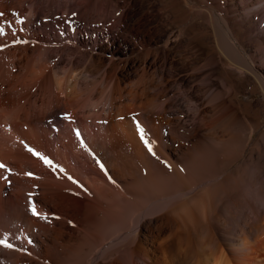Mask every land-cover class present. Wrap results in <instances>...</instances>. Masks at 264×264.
Here are the masks:
<instances>
[{"label":"bare ground","instance_id":"1","mask_svg":"<svg viewBox=\"0 0 264 264\" xmlns=\"http://www.w3.org/2000/svg\"><path fill=\"white\" fill-rule=\"evenodd\" d=\"M0 13V264H264V0Z\"/></svg>","mask_w":264,"mask_h":264},{"label":"snow or ice","instance_id":"2","mask_svg":"<svg viewBox=\"0 0 264 264\" xmlns=\"http://www.w3.org/2000/svg\"><path fill=\"white\" fill-rule=\"evenodd\" d=\"M2 15L3 14L0 13V16H2ZM20 22L22 23L23 21H20ZM0 34H3V28H0ZM16 43H27V41L17 40ZM64 118L65 119H69V117H67V116H65ZM136 130H137V132L139 134V137H140L141 141L145 144L146 147H148L149 152H152V147L150 146V142L146 139V133H145L144 129L139 125V123L136 124ZM76 136L79 139L80 134H79L78 131L76 132ZM81 146L83 147V142H81ZM25 147L27 148L28 152H30L33 156H35L39 160H41L46 167L52 169L53 171L59 170L60 172H63V169H58V166L51 159L47 158L46 156H44L40 152L32 149L31 147H28L27 145ZM100 167H101V170H103L104 166L102 164L100 165ZM0 169H3L5 172H10V170L7 169V167L4 164H2V163H0ZM27 175L31 176L32 174L31 173H27ZM3 179L7 181L8 180V176L7 175L3 176ZM68 179L72 180L73 183H77V181L73 180L72 177H70V176L68 177ZM31 196H32V194L29 193L28 204H29V211H30L31 215L33 217L38 218V219H47L46 216L41 215V213L37 210L38 206H37V204L32 202ZM14 238L15 239H19V237H14ZM27 243L31 244L32 241L31 240H27ZM0 247H2L4 249H9V250L16 249L18 251H26V249H18V248H16L15 245H13L11 242H9V239H8L7 235H5L2 238H0Z\"/></svg>","mask_w":264,"mask_h":264},{"label":"rangeland","instance_id":"3","mask_svg":"<svg viewBox=\"0 0 264 264\" xmlns=\"http://www.w3.org/2000/svg\"><path fill=\"white\" fill-rule=\"evenodd\" d=\"M74 15H76V16H74ZM73 16H72V18L74 19H72L71 18V23L72 24H74L75 22H77V20H79L80 21V19H78V17H77V14L75 13ZM90 20H87V19H83V20H81V22H79L80 24V27H81V29L82 30H84V33L86 32V34H87V37H88V41L89 42H93L92 40H93V38H94V33H93V24L94 23H91V21L89 22ZM86 24H85V23ZM262 22V19H261V21H259V24ZM88 23V24H87ZM259 24H258V27H259ZM103 41V44L104 45H107L108 44V40L107 39H103L102 40ZM93 47L94 46H92L91 48L93 49ZM179 97H177V100H176V102L174 103V106H175V108H178V107H182L183 106V101H182V99L181 98H179ZM257 98H259V97H255V99H257ZM190 121H192L190 118H188ZM187 119V121H188V123H190V121ZM256 137H258V135L256 136Z\"/></svg>","mask_w":264,"mask_h":264}]
</instances>
